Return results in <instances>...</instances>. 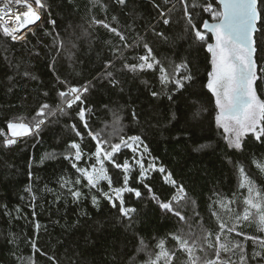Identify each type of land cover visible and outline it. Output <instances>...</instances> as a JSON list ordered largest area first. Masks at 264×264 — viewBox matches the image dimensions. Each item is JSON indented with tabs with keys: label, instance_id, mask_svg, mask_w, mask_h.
Listing matches in <instances>:
<instances>
[{
	"label": "trees",
	"instance_id": "1",
	"mask_svg": "<svg viewBox=\"0 0 264 264\" xmlns=\"http://www.w3.org/2000/svg\"><path fill=\"white\" fill-rule=\"evenodd\" d=\"M42 2L46 5L41 9L42 18L25 40L12 42L0 34V129L7 131V122L18 116L31 118L43 103L55 107L58 91L65 90L57 77L72 86L91 84L82 96L83 104L77 103L66 114L51 117L38 134L18 138L9 147L0 143V264H29V257L35 264H144L149 252L159 251L155 247L159 240L164 239L166 248L173 249L172 233L202 235L201 227L216 233L218 221L213 212L232 226L234 220L221 209L220 202L232 199L235 204L230 207L237 211V205L243 207L246 192L239 188L241 166L264 190V173L253 163L264 160V143L249 134L243 138L241 150L228 146L222 128L216 125L215 98L206 87L211 54L206 44L196 41L188 30L180 0H125L124 4L118 0ZM195 2L198 6L189 8L194 23H214L211 14L201 7L212 4L219 10L217 0ZM258 8L264 12V3H258ZM163 19L170 23L163 24ZM94 20L116 28L129 45L139 41L140 46L125 50L124 57L117 59L123 42ZM155 32H163L166 39L154 35ZM206 36L208 42L214 43L211 33L206 32ZM60 41L63 47L59 46ZM144 42L169 71L178 64L187 66L181 73L192 79L185 81L184 88H162L158 71H120L125 60L134 63L132 57L144 54ZM256 59L264 66V38ZM108 62L114 64L109 70L118 81L115 86L104 75ZM255 86L258 97L264 100V80L258 79ZM153 91L160 95L153 97ZM80 108L90 109L85 112L89 128L79 118ZM89 129H103L113 143L118 142L120 135L140 136L151 153L145 154V166L154 158L156 167L165 169L164 174L150 171L141 183L132 152L122 149L116 154L117 163L127 159L133 165L128 186L142 193L140 198L124 193L126 207L136 210L131 220L123 218L118 208H113L95 189L92 194L97 196L98 203L94 206L91 195L73 202L67 189L60 186L64 179L78 175L69 160L64 159L74 152L68 146L75 142L85 154L95 151ZM77 131L81 136L76 135ZM84 164L85 160H81L80 165ZM105 166L113 187L123 186V170L108 162ZM169 172L187 193L189 203L181 209L185 221L162 212L144 187L148 184L152 194L161 201H169L175 191L164 181ZM85 183L82 181L76 187L88 193L83 187ZM29 187L31 192L27 191ZM100 187L110 192L107 181H101ZM231 215L234 217L235 212ZM36 224L40 225L38 231ZM236 232L231 233L230 239L243 242L249 256L253 249L264 255V249L245 239H264V232L259 231L254 220L240 221ZM141 240L148 246L144 251L139 250ZM33 241L40 251H33ZM208 252L212 258V250ZM236 252L232 259L239 264V249ZM186 259V254L177 251L173 264H185ZM260 260L250 259L249 264Z\"/></svg>",
	"mask_w": 264,
	"mask_h": 264
},
{
	"label": "snow or ice",
	"instance_id": "2",
	"mask_svg": "<svg viewBox=\"0 0 264 264\" xmlns=\"http://www.w3.org/2000/svg\"><path fill=\"white\" fill-rule=\"evenodd\" d=\"M96 2L100 3V0H96ZM168 2L169 0H165V3ZM180 2L183 5L188 30L193 33L196 41L206 44L207 51L211 54V71L208 73L206 87L215 98L216 125L218 128L223 129L228 146L241 150L243 138L249 134L256 141L264 143V100L258 97L255 86L258 79L264 80V75H261L264 74V66L259 65L256 59L260 40L264 38V12L258 8V3H264V0H218L221 6L219 10L214 9L212 4H207L203 6V11L210 13L212 20L215 22L209 23L205 20L202 26L194 23L192 14L189 11V8L195 9L198 6L195 0L191 4L188 0H180ZM118 3L124 4L125 0H118ZM45 7L46 5L42 0H3V4L0 6V34L12 42L25 40L26 33L23 30L41 20V9ZM160 16L163 18L165 13L160 12ZM113 19L115 20V17ZM51 23L55 22L51 21ZM93 23L103 24L104 28L119 36L123 45L117 50V59L124 57L125 50L140 46L139 41L129 45L127 38L122 33L103 21L94 20ZM169 23V19H163V24L168 25ZM206 32L212 34L214 43L208 42L209 38L206 36ZM154 35L166 39L163 32H155ZM59 46L63 47L62 41H60ZM143 49L144 54L132 57L136 62L128 63L125 60L120 71L133 74L144 71H158V79L162 88L174 85L176 91L185 87V81L192 79L190 75H182L181 73L182 69L187 68L185 64L175 65L169 71L155 57L147 42L143 43ZM113 66L112 62L106 63L104 75L115 86L118 81L115 80L114 73L109 70ZM25 75L27 76L28 73H25ZM57 81L65 85V90L58 91L59 102L55 107L43 103L31 118L18 116L8 121L7 131L0 129V137L3 138L0 143H3L5 147H9L16 144L18 138L38 134L42 126H45L51 117L66 114V110L73 108V105L77 103L83 104L82 96L89 91L91 82L80 86H72L67 81H61L59 77H57ZM151 94L153 97L160 95L156 91ZM45 95H48V93H45ZM168 99H172L171 94L168 95ZM86 111H90V109L80 108L78 115L80 120L84 122L85 128H89L85 120ZM133 118L135 119V113H133ZM73 127L75 128V126ZM76 135L81 136V133L77 131ZM88 135L95 142V151L85 154L79 143H71L68 147L74 152L66 154L64 159L69 160L78 175L75 179H64L60 186L67 189L68 194L73 197V202H78L81 197L91 195L94 206L98 203L97 196L92 194V190L95 189L109 201L113 208H118L123 218L131 220L132 214L136 210L126 207L124 193H134L137 198H140L142 193L138 189L128 186L133 165L127 159L122 164L117 163L114 157L122 149L130 150L135 164L139 166L138 180L141 183L147 179L150 171H158L164 174V167L157 168L154 158L145 166L144 156L145 154L150 156L151 153L147 144L138 135H120L116 143H113L109 136L104 135L103 129L95 132L89 129ZM200 147L203 148V146ZM81 160H85L83 166L80 165ZM88 161L93 162L88 163ZM105 162L123 170V186L113 187V181L108 175ZM253 163L259 171L264 173V160H254ZM238 171L240 174L239 188L246 192L243 195V207L240 208L237 205L238 211L230 207V205L235 204V200L232 199H229L227 203L220 202L221 209L229 215L230 219L234 220L232 226L221 220L217 212H213L212 215L216 216L218 221V231L216 233L203 227H201L202 235H196L192 232L183 235L172 233L170 238L175 241L173 249L166 248L164 239L159 240L155 245L159 251L154 254L149 252V259L144 264H161V261H163V264H173L177 251L186 254L185 264H237V261L232 259V256L237 254V249H239V264H249L250 259L255 260L257 257L261 258L257 264H261V261H264V255L261 252L253 249L251 256H249L243 242L230 239L231 233L236 232L240 221L254 220L259 231L264 232V190L256 186L255 182L247 175L244 167H239ZM82 181H86L83 187L88 189V193H84L76 187ZM101 181H107L110 192L103 191L100 187ZM164 181L171 184L175 190L171 199L166 202L161 201L155 194H152V188L148 184L145 183L144 187L151 194V199L159 204L161 210L176 216L179 221H185L186 217L182 214L181 209L187 206L189 200L183 185H178L170 172L164 175ZM47 190L53 191L51 189ZM27 191L31 192V187ZM32 199L35 201L36 197L33 195ZM57 200H59V197H57ZM116 201L119 203L117 204ZM233 212H235L234 217L231 215ZM35 227L38 231L40 225L36 224ZM236 235L240 236L241 233L236 232ZM245 239L252 240L253 244H258L261 249H264V239L258 237H245ZM140 244V251L147 249L148 246L143 240L140 241ZM31 247L34 252L40 251L34 241ZM208 250H212V258H209ZM49 259L52 258L49 257ZM29 264H35L31 257H29Z\"/></svg>",
	"mask_w": 264,
	"mask_h": 264
},
{
	"label": "bare ground",
	"instance_id": "3",
	"mask_svg": "<svg viewBox=\"0 0 264 264\" xmlns=\"http://www.w3.org/2000/svg\"><path fill=\"white\" fill-rule=\"evenodd\" d=\"M2 4H3V0H0V6H2ZM33 25H34V24H33ZM29 26H30V25H29ZM31 28H32V26H31L30 28L28 27V28L24 29L23 32L26 33V32L29 31Z\"/></svg>",
	"mask_w": 264,
	"mask_h": 264
},
{
	"label": "rangeland",
	"instance_id": "4",
	"mask_svg": "<svg viewBox=\"0 0 264 264\" xmlns=\"http://www.w3.org/2000/svg\"><path fill=\"white\" fill-rule=\"evenodd\" d=\"M41 18H42V17H41ZM39 22H40V21H37V22H36V25H37ZM34 25H35V24H34ZM34 25H30L29 28L32 26V28H31V30H32ZM31 30H30V31H31ZM222 130H223V129H222ZM224 136H225V134H224ZM144 157H145V156H144ZM155 202H156V201H155ZM156 203H157V202H156ZM157 204H158V203H157ZM158 206H159V204H158ZM159 208H160V207H159ZM160 210H161V208H160ZM161 211L164 212L163 210H161ZM164 213H166V212H164Z\"/></svg>",
	"mask_w": 264,
	"mask_h": 264
},
{
	"label": "built area",
	"instance_id": "5",
	"mask_svg": "<svg viewBox=\"0 0 264 264\" xmlns=\"http://www.w3.org/2000/svg\"><path fill=\"white\" fill-rule=\"evenodd\" d=\"M201 10L203 11V7H201ZM204 12H205V11H204ZM206 13H208V12H206ZM33 28H34V26H33ZM28 32H30V30L27 31L26 34H27Z\"/></svg>",
	"mask_w": 264,
	"mask_h": 264
},
{
	"label": "water",
	"instance_id": "6",
	"mask_svg": "<svg viewBox=\"0 0 264 264\" xmlns=\"http://www.w3.org/2000/svg\"><path fill=\"white\" fill-rule=\"evenodd\" d=\"M217 4L219 5L218 0H217ZM220 7H221V6L219 5V8H220ZM35 25H36V24H35ZM35 25H34V26H35ZM205 31H206V30H205Z\"/></svg>",
	"mask_w": 264,
	"mask_h": 264
}]
</instances>
